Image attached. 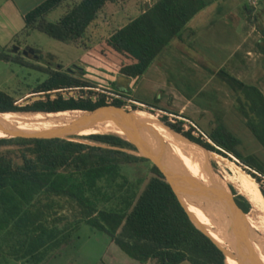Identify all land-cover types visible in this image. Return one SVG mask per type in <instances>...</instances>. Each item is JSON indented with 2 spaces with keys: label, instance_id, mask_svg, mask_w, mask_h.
<instances>
[{
  "label": "trees",
  "instance_id": "obj_1",
  "mask_svg": "<svg viewBox=\"0 0 264 264\" xmlns=\"http://www.w3.org/2000/svg\"><path fill=\"white\" fill-rule=\"evenodd\" d=\"M116 1L46 0L25 15L26 29L78 44L101 10ZM214 1L158 0L90 48L83 62L127 79L142 76L163 48ZM62 6L67 12L57 22L50 21L49 15ZM0 60L25 65L2 49ZM34 68L47 72V79L25 95L0 88V113L83 110L155 117L191 143L239 164L253 176L264 195V160L257 154L243 153V140L226 125L222 115H216L215 128L207 131L191 118L161 107L159 99L151 103L126 92H109L70 71ZM220 76L235 92L238 112L264 148L263 92L226 71ZM113 85L117 90V83ZM81 137L117 149L47 136L0 138V247L8 249L7 256L42 264L71 245L81 226L88 224L141 263L227 264L224 250L191 219L166 166L125 151L142 149L120 135L93 133ZM145 161L153 162L151 174L131 178L127 167ZM181 182L191 211L201 209L199 198L183 176ZM232 190L241 210L255 215L250 201L235 187ZM66 208L74 219L61 214ZM203 214L206 217V208ZM228 264L240 263L229 256Z\"/></svg>",
  "mask_w": 264,
  "mask_h": 264
},
{
  "label": "rangeland",
  "instance_id": "obj_2",
  "mask_svg": "<svg viewBox=\"0 0 264 264\" xmlns=\"http://www.w3.org/2000/svg\"><path fill=\"white\" fill-rule=\"evenodd\" d=\"M144 1L145 0H118L114 3H108L105 8L101 10L99 18L95 24L91 26L86 36L79 41L78 44H67L61 42L37 29H29L27 31L24 19L21 17H14L12 21L15 24V28H11L6 31L4 35H0V49L4 50L12 57L18 58L25 63V65L17 62L0 60V88L15 95H25L31 92L48 77L47 72L34 68V66H39L48 70L70 71L76 77L91 80L97 83L100 88L109 92H126L139 99L155 103V97L161 92L160 88H151L147 90L143 88V86H139L140 88L138 91L136 89L127 90L128 87H124L125 89L117 88V90H115L116 87H114L113 84L118 82L122 83L124 80L128 81L126 77L120 76V80V78H117L118 74H114L101 68H96L83 62V56L90 48L96 46L102 40L111 36L115 30L128 23L131 18L136 17L144 8ZM66 12L67 7L62 6L53 11L48 18L52 22H57ZM206 41V45H203L201 42H199V45H203L205 47V51L207 53H211L212 46L208 40ZM26 46L32 48L40 57L36 58L32 55L26 56L22 51L16 50L18 47L22 49ZM187 70L189 69L184 68L179 75V79L182 81L181 87L186 92V96L193 98V102H195L196 105L200 103L202 104L201 106H204L206 109H200L198 106L189 104L188 101L184 99L175 101V99H170L168 97L162 100L160 106L168 109L169 111L180 113L191 118L207 131H212L215 128L216 113L219 111L224 118L226 125L243 140L241 147L243 153L246 155L257 154L264 160L263 146L258 142L252 131L247 127L245 118L237 110L235 92L228 85L218 83V87L220 88L218 95L220 94L223 98L220 102L224 104V108L211 110L208 107V105L212 104L211 98L209 97H212L215 93V89L210 82L211 77L207 79L202 76V82L205 83L203 85L204 93L201 95L198 91L199 86H195V84L189 80ZM188 82L190 84H188ZM213 84L215 86L217 85L215 80ZM205 95H207V98L205 97L202 99ZM199 98H201L200 102L198 101ZM143 106L145 109H148L146 105ZM157 113L160 115L166 114L162 110H157ZM170 117L173 118L174 116L171 115ZM81 136L82 134L74 138L91 141V139L82 138ZM125 139L144 148H151L146 140L135 135L131 134L129 138ZM199 160L203 162L201 164V167L204 170L203 174L210 178V181H212L215 186H218L219 177L209 173L206 168L207 162L204 159ZM212 166L217 173L223 174L222 168L216 162H213ZM152 167V161H145L128 166L126 171L131 178L147 177L151 174L150 170ZM218 192L219 197L222 198V194L219 190ZM252 212L255 214L253 210ZM61 214L67 215L71 220L74 219L73 212L70 208L62 210ZM226 231L230 234L227 229ZM250 231L254 237L249 236V238H251L255 244L261 245V242L256 237V234L251 229ZM228 242L232 246L231 237ZM246 243L248 244V242ZM225 249L232 250L228 244L225 245ZM233 249H235V247H233ZM248 255L250 256L251 261L256 262V264H260V261L255 260V257H253L250 253H248ZM8 257L9 256L7 255H0V264H31L26 260L16 261L15 259ZM131 263H135V260L123 251L116 243L112 242L108 235L94 229L88 224H83L73 239L71 245L64 247L55 256L46 260L42 264ZM185 264L191 263L187 262Z\"/></svg>",
  "mask_w": 264,
  "mask_h": 264
},
{
  "label": "crops",
  "instance_id": "obj_3",
  "mask_svg": "<svg viewBox=\"0 0 264 264\" xmlns=\"http://www.w3.org/2000/svg\"><path fill=\"white\" fill-rule=\"evenodd\" d=\"M44 1L0 0V35L15 28L12 21L14 17H21L25 21V15ZM157 1L145 0L142 11L130 21L145 13ZM206 40L212 46L211 53H207L203 46ZM199 42L203 45H199ZM184 68L189 69L188 78L195 86H199L201 95L205 83L202 82V76L207 79L211 77L210 82L215 89L214 95L209 97L212 101L208 105L211 110L224 108L220 102L223 98L218 95V83L227 85L220 76L222 71L245 84L257 86L264 94V0H215L196 14L179 35L163 48L142 76L131 77L117 85L119 89L128 87L129 90L137 91L139 86L147 90L160 88V94L155 97V100H160L159 105L168 97L175 101L187 100L189 104L203 109L204 106L200 103L196 105L181 87L179 75ZM214 80L217 87L213 84ZM205 97L207 95L202 99ZM216 114L221 115L219 111ZM0 255H9L8 249L3 251L0 247ZM137 262L135 260L131 264H159L155 260Z\"/></svg>",
  "mask_w": 264,
  "mask_h": 264
},
{
  "label": "bare ground",
  "instance_id": "obj_4",
  "mask_svg": "<svg viewBox=\"0 0 264 264\" xmlns=\"http://www.w3.org/2000/svg\"><path fill=\"white\" fill-rule=\"evenodd\" d=\"M42 113V114H36ZM3 121L8 126L17 127L22 130L30 131H77L82 135L93 133H113L120 135L123 138L135 135L146 140L151 149L159 156L165 158L171 166L176 170L180 182L183 176L190 187L193 189L196 196L201 200V209L196 212L188 206L187 194L184 192V200L191 213L195 215L197 221L202 225L212 237L223 247L228 244L232 250L225 249L228 257H232L240 264H256L251 261L250 253L255 260H259L264 264V256L260 250L264 251V195L256 182V180L248 174L237 163L225 158L223 155L217 154L200 145L193 144L188 141L184 135L173 130L163 121L142 114L131 113L128 115H96L94 113L84 112L81 110H67L60 112H13L1 115ZM8 135L0 131V138H7ZM200 156V157H199ZM199 159H204L206 168L211 175H216L219 178L218 184L215 186L209 178L203 174V168ZM213 162H216L223 170V174L217 173L213 169ZM182 175V176H181ZM183 183L181 182V185ZM222 185V186H221ZM232 186L237 191L245 196L252 205V210L255 215L245 214L239 215L241 226L249 227L261 242L260 246L255 244L248 234L243 230L239 231V239L232 235L229 228L228 219L234 223V219L228 214H237L229 205L228 196L233 197ZM222 198L219 197V192ZM213 197L217 198L218 202L223 204L226 211L219 212ZM206 208V217L203 214V209ZM220 207V205H219ZM222 207V206H221ZM200 211V212H199ZM227 212V213H226ZM220 221L225 229L230 233L232 238V246L213 228L212 217L219 216ZM248 216V217H247ZM238 217V216H235ZM234 217V218H235ZM206 218V220H205ZM237 221V220H236ZM239 222V223H240ZM238 225V222H237ZM226 234V232H225ZM226 235H229L228 233ZM248 242V244L246 243ZM235 247V249H233ZM260 249V250H259ZM240 254L241 259L234 252Z\"/></svg>",
  "mask_w": 264,
  "mask_h": 264
},
{
  "label": "water",
  "instance_id": "obj_5",
  "mask_svg": "<svg viewBox=\"0 0 264 264\" xmlns=\"http://www.w3.org/2000/svg\"><path fill=\"white\" fill-rule=\"evenodd\" d=\"M18 49H19V47H18ZM18 49L16 48V50H18ZM72 111H74V110H72ZM81 111H83V110H81ZM84 112L94 113L96 115H106V116L128 115V114L132 113V112L131 113H118V114L108 115V114H105V113H96V112H92V111H84ZM3 114H5V113H0V131L6 133L8 135L7 138L22 137V136H28V135L47 136V137H57V138H62V139H68L70 141L87 143V144L102 146V147H106V148H115V149H117L116 147H112V146H109V145H106V144L98 143V142H95V141H92V140L91 141H84L82 139H76V138L73 137L74 135H79V134L81 135V133H78L77 131H30V130H22V129H19L17 127H11V126H8L5 123L6 121H3L4 119H2V117H1V115H3ZM134 144H136V143H134ZM136 145H138V144H136ZM138 146L142 149L141 151H134V150H128V149H125V151L133 153V154H136V155H139V156H142V157H146L148 159H151V160H153L155 162H158V163H160V164H162V165L167 167V169H168V171L170 173L171 179H172L173 187H174V189H175L180 201L182 202V204L186 208L188 214L190 215L191 219L194 221V223L197 225L198 228H200L207 235H209L225 252V247L221 246L212 237V235L202 225H200L198 223L197 218L195 217V215H193L191 213V211L189 210V208L187 206V203L184 200L183 187L181 185L179 176H178L176 170L173 168V166H171V164L169 162H167L163 157L159 156L156 152L149 151L148 148H144V147H142L140 145H138ZM233 197H234V194H233ZM233 201L235 203V206L240 211H242L241 208L238 206V204H237V202L235 200V197L233 198ZM227 222L229 224V228L231 230L232 235H238L240 228L245 233L250 234V228L249 227L243 228L240 225H237V224L233 223L230 219H228ZM239 226H240V228H239ZM257 258H259V261H260V257H258V255H257ZM259 263L263 264L261 261Z\"/></svg>",
  "mask_w": 264,
  "mask_h": 264
},
{
  "label": "flooded vegetation",
  "instance_id": "obj_6",
  "mask_svg": "<svg viewBox=\"0 0 264 264\" xmlns=\"http://www.w3.org/2000/svg\"><path fill=\"white\" fill-rule=\"evenodd\" d=\"M18 50H20V51H22L26 56H30V55H32V56H34V57H36V58H38V57H40L38 54H36V52L32 49V48H30L29 46H26V47H24V48H22V49H18ZM209 180H210V178H209ZM212 182V181H211ZM220 184H222L221 182H219ZM222 186V185H221ZM234 197H235V195H234ZM213 199H214V201H215V203H216V205L218 206V208H219V212H222L223 213V211H226L225 209H224V207H223V204H221L220 202H218V200H217V198H215V197H213ZM235 200H236V198H235ZM201 201V200H200ZM230 201V202H229ZM202 202V201H201ZM228 202H229V205H230V207L237 213V214H228V216L230 217V218H232V219H234V223L235 224H237V222H238V225H240L241 224V222H240V217H239V215H241V216H244L245 214H248V215H250V212L249 213H245V212H243V211H240L236 206H235V203H234V201H233V197H228ZM219 205H220V207H219ZM222 206V207H221ZM227 213V212H226ZM220 215L219 216H213L212 217V222H213V228H214V230L215 231H217L226 241H229V239H230V234L229 235H226L227 234V231H226V229L223 227V225H222V223H221V221H220V217H222V214L221 213H219ZM239 214V215H238ZM235 216H238V217H235ZM235 217V218H234ZM237 220V221H236ZM240 222V223H239ZM241 226V225H240ZM240 226H239V228H240ZM242 227V226H241ZM244 228V227H243ZM241 228H240V232H241ZM225 232H226V234H225ZM239 235V234H238ZM238 235H235V237L237 238V239H239V237H238ZM248 236H252V237H254V235L251 233V231H250V234H248ZM254 242V241H253ZM260 246V245H259ZM260 250V249H259ZM260 252L263 254V256H264V251H262V250H260ZM234 254L236 255V256H238V259H241V256H240V254H238L236 251L234 252Z\"/></svg>",
  "mask_w": 264,
  "mask_h": 264
}]
</instances>
